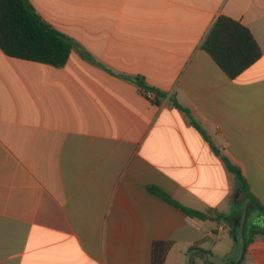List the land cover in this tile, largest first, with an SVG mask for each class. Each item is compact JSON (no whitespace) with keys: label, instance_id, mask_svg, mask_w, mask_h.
<instances>
[{"label":"crops","instance_id":"crops-1","mask_svg":"<svg viewBox=\"0 0 264 264\" xmlns=\"http://www.w3.org/2000/svg\"><path fill=\"white\" fill-rule=\"evenodd\" d=\"M29 2L74 48H0V264H264V208L223 159L264 205V0ZM220 16L262 49L236 77L203 48Z\"/></svg>","mask_w":264,"mask_h":264},{"label":"trees","instance_id":"trees-1","mask_svg":"<svg viewBox=\"0 0 264 264\" xmlns=\"http://www.w3.org/2000/svg\"><path fill=\"white\" fill-rule=\"evenodd\" d=\"M0 48L11 57L63 67L74 44L44 21L29 0H0ZM203 48L230 77H236L262 56V49L251 30L228 16H220L215 21ZM136 80L146 90L154 89L144 80ZM160 96L164 94L160 93ZM223 159L228 170L236 175L239 187L264 208L249 192L240 168L227 157L223 156ZM150 189L168 198L158 187L151 186ZM182 208L189 215L201 220L216 218L231 223L230 217L214 209L199 211L185 206ZM251 234H264V228H252ZM163 260L160 254L155 257L154 264H163Z\"/></svg>","mask_w":264,"mask_h":264},{"label":"water","instance_id":"water-1","mask_svg":"<svg viewBox=\"0 0 264 264\" xmlns=\"http://www.w3.org/2000/svg\"><path fill=\"white\" fill-rule=\"evenodd\" d=\"M247 209H248V204H247V206H246V208H245V211H244V213H245V218H246V212H247ZM262 211L264 212V209H262ZM240 214L242 215L243 212H240Z\"/></svg>","mask_w":264,"mask_h":264},{"label":"rangeland","instance_id":"rangeland-1","mask_svg":"<svg viewBox=\"0 0 264 264\" xmlns=\"http://www.w3.org/2000/svg\"><path fill=\"white\" fill-rule=\"evenodd\" d=\"M245 236H246V238H248V235H247V233L245 234ZM243 251H244V249H242V253H243ZM232 259H235L234 257H232ZM231 261V257L228 259V260H226V261ZM234 261H236V260H234ZM231 263V262H230Z\"/></svg>","mask_w":264,"mask_h":264},{"label":"built area","instance_id":"built-area-1","mask_svg":"<svg viewBox=\"0 0 264 264\" xmlns=\"http://www.w3.org/2000/svg\"><path fill=\"white\" fill-rule=\"evenodd\" d=\"M198 224V223H197ZM196 225V224H195ZM199 225V224H198Z\"/></svg>","mask_w":264,"mask_h":264}]
</instances>
